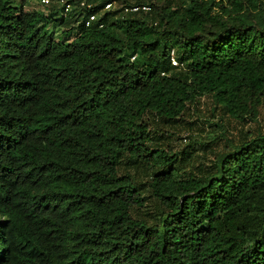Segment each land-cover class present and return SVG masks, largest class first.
<instances>
[{
    "label": "trees",
    "instance_id": "16d2710c",
    "mask_svg": "<svg viewBox=\"0 0 264 264\" xmlns=\"http://www.w3.org/2000/svg\"><path fill=\"white\" fill-rule=\"evenodd\" d=\"M67 3L0 0V264H264V132L224 128L264 103V0ZM202 96L224 147L173 151Z\"/></svg>",
    "mask_w": 264,
    "mask_h": 264
},
{
    "label": "rangeland",
    "instance_id": "374dc122",
    "mask_svg": "<svg viewBox=\"0 0 264 264\" xmlns=\"http://www.w3.org/2000/svg\"><path fill=\"white\" fill-rule=\"evenodd\" d=\"M12 2L21 5L25 10H43L46 8L40 0H12ZM249 18L256 19L254 13L250 14ZM214 105L215 103L209 96H202L187 108L183 121H178L176 126L160 123L165 144H169L173 151L185 149L188 143H192V146L200 152L201 149L197 143L209 142L210 145L205 146V148L212 147L216 151L223 148L224 138L216 140L221 135L220 129L211 125V123L217 122L219 118L217 109L213 110ZM254 111L255 115L252 112L251 118L247 116L244 122L232 119L230 123L225 121L224 128L227 129L228 136L237 137V129L241 126L245 129H252L254 132H264V103L257 104ZM158 135H161V132L154 131L150 137L154 141ZM211 158L212 154H208L205 161ZM191 161L195 163L197 160L193 159Z\"/></svg>",
    "mask_w": 264,
    "mask_h": 264
},
{
    "label": "built area",
    "instance_id": "2783aa9c",
    "mask_svg": "<svg viewBox=\"0 0 264 264\" xmlns=\"http://www.w3.org/2000/svg\"><path fill=\"white\" fill-rule=\"evenodd\" d=\"M60 1V3H62V4H65L66 6H65V10H67L68 8H69V4L67 3V0H59ZM42 2H44V3H48L49 2V0H42ZM81 5H84V6H87V7H90L91 6V4L90 3H86V2H84V1H82L81 2ZM112 5H113V2L111 3V2H109V3H107V4H105V6H104V8L105 9H109V8H111L112 7ZM139 9H141V10H149L150 9V7L148 6V5H141V6H133V7H126L125 8V11H127V10H129V11H137V10H139ZM95 19V15L94 14H91L90 16H89V18H88V20H87V24H88V22L89 21H92V20H94ZM170 59H171V63H172V65H178V62H177V60L175 59V57L173 56V54L171 55V57H170Z\"/></svg>",
    "mask_w": 264,
    "mask_h": 264
},
{
    "label": "clouds",
    "instance_id": "9594fccd",
    "mask_svg": "<svg viewBox=\"0 0 264 264\" xmlns=\"http://www.w3.org/2000/svg\"><path fill=\"white\" fill-rule=\"evenodd\" d=\"M40 1H41V3H43L42 0H40ZM106 4H107V3H106ZM104 9H105V8H104Z\"/></svg>",
    "mask_w": 264,
    "mask_h": 264
}]
</instances>
